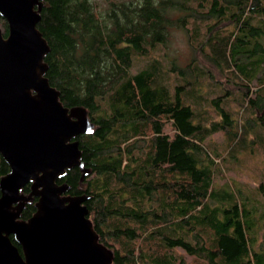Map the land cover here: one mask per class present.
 <instances>
[{"label":"trees","instance_id":"1","mask_svg":"<svg viewBox=\"0 0 264 264\" xmlns=\"http://www.w3.org/2000/svg\"><path fill=\"white\" fill-rule=\"evenodd\" d=\"M36 10L37 29L50 47L45 77L62 105L84 111L93 125L90 135L75 138L82 168L67 170L57 185L66 187L65 197L84 199L112 264H264V243L258 245L255 228L259 219L232 206L231 192H217L218 165L205 148L214 132L237 144L243 133L236 121L214 101L220 123L210 129L197 124L195 111L181 97L184 87L172 96L162 84L160 63L132 73L136 57L168 48L174 34L183 33L212 79L210 72L223 73L224 66L244 77L238 86L244 109L264 132V86L253 97L249 76L264 63V26L252 24L255 16L264 17V0H43ZM0 26L7 38L8 23L1 16ZM202 26L206 43L195 45ZM227 27L233 28L230 43L217 45L216 35ZM257 55L263 58L252 61ZM241 57L249 64H238ZM197 62L193 58L182 68L173 59L170 72L193 85L197 74L206 72ZM10 172L0 155V181ZM259 190L264 196V187ZM21 194L27 200L19 220L28 222L39 199L31 184ZM216 199L228 207L212 208Z\"/></svg>","mask_w":264,"mask_h":264},{"label":"water","instance_id":"2","mask_svg":"<svg viewBox=\"0 0 264 264\" xmlns=\"http://www.w3.org/2000/svg\"><path fill=\"white\" fill-rule=\"evenodd\" d=\"M43 0H0V155L11 172L0 181V264H112L99 244L84 199L57 185L81 167L79 136L92 133L86 113L65 108L45 77L50 47L37 25ZM31 184L37 213L20 221ZM22 247L23 255L11 237Z\"/></svg>","mask_w":264,"mask_h":264},{"label":"rangeland","instance_id":"3","mask_svg":"<svg viewBox=\"0 0 264 264\" xmlns=\"http://www.w3.org/2000/svg\"><path fill=\"white\" fill-rule=\"evenodd\" d=\"M263 23L264 17L258 15L253 18L252 24L255 27H263ZM1 29L4 32L2 27ZM191 29L194 30L192 26ZM232 29V27H227L222 30L220 34L216 35L218 36L217 41L213 42L221 46L225 45L226 42L230 43V41H227V37ZM200 38L201 41H196L195 45H205L206 43V41H203L206 39L204 26L201 27ZM222 39L226 41L222 42ZM260 43L264 46V35ZM206 50L208 52L212 51L210 46H206ZM193 58L197 59L198 66L205 68L206 72L198 73L197 80H193L194 84L186 86L187 83L184 79L178 74L170 72V61L174 59L176 65L183 68ZM260 58H263L262 55H257L252 61ZM249 62V60L241 57L238 64L244 65L249 64ZM156 63L161 64L162 84L170 95L174 96L178 87H184L181 97L185 105L192 107L195 111V122L197 124L210 129L220 123L221 120L213 104L214 101H219L221 108L236 121L239 131L243 133L237 144H235V140H232L228 134L223 132L209 134L205 140L206 150L210 152L218 165L214 188L217 192L221 190L231 192L232 206L238 204L240 209H246V211L249 209L251 212L249 216L252 219L257 216L260 222L255 226L256 230L259 229L257 232L258 245L264 243V196L259 190L261 186L264 187V132L257 125L256 119L252 117L251 113L244 109L243 94L238 89L243 76H235L229 67L224 66L223 73L215 70H212V73L210 72L215 78L212 79L208 74L211 69L203 62L200 54L194 55V50L183 33L174 34L168 48L159 46L149 57H136L132 73L134 75L139 74L144 70L153 68ZM249 76L253 80L250 85L252 95L255 97L257 89L264 86V63L257 72H249ZM166 133H171L169 128H167ZM225 203L216 199L211 203V206L212 208L224 210L228 207V202ZM251 232L252 230L248 233L252 237ZM211 236L210 233H206L205 238L210 240ZM255 249L257 250V248ZM261 250L260 247L259 251ZM177 253L182 255L187 263H192L193 259L186 256L183 251L178 250Z\"/></svg>","mask_w":264,"mask_h":264}]
</instances>
